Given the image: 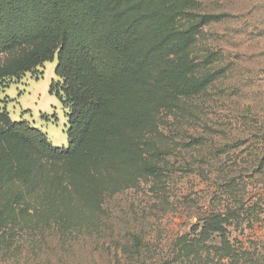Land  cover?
Masks as SVG:
<instances>
[{
  "label": "rangeland",
  "instance_id": "obj_1",
  "mask_svg": "<svg viewBox=\"0 0 264 264\" xmlns=\"http://www.w3.org/2000/svg\"><path fill=\"white\" fill-rule=\"evenodd\" d=\"M204 2L232 18L195 39L179 38L175 55L146 68L103 80L78 55L76 72L102 107L73 156L50 159L0 135V250H8L0 264H217L210 249L180 240L239 200L264 207V186L251 171L264 143L233 145L264 116V0ZM57 42L41 29L14 44L0 53V77ZM57 65L56 54L32 71L1 77L0 108L68 147L70 106L60 98ZM221 68L226 73L193 93ZM231 232L245 246L264 242V212L254 226L245 221ZM134 235L144 253H133Z\"/></svg>",
  "mask_w": 264,
  "mask_h": 264
},
{
  "label": "trees",
  "instance_id": "obj_2",
  "mask_svg": "<svg viewBox=\"0 0 264 264\" xmlns=\"http://www.w3.org/2000/svg\"><path fill=\"white\" fill-rule=\"evenodd\" d=\"M231 18L229 13L207 11L204 0H0V53L28 40L41 29L58 40L53 47L31 55L12 70L3 71L2 79L32 71L46 61H53L57 54L55 73L64 81L60 98L70 106L68 147L54 146L42 130L27 121H12L1 108L0 122L4 130L0 135L7 139L16 138L50 159L73 156L88 124L102 107L101 98L76 72L79 54L84 55L96 76L108 80L128 67L134 70L137 65H143L146 68L159 58L175 55L178 40L188 34H193L195 39L203 28L225 23ZM186 19L193 20V24L184 29L181 21ZM221 70L210 79L203 78L198 82L193 93L199 95L197 93L205 88L204 85H210L215 76L227 71L226 68ZM253 129V134L233 145L238 148L253 140L264 143V116L256 119ZM192 142L197 143L196 139ZM258 151L251 171L256 182H260L258 185L264 186V148L259 146ZM261 206H247L239 200L225 213H213L200 219L180 243L210 249V257L213 262L217 260V264H264L263 240L245 246L236 242L231 232L232 228H242L245 221L248 226H254L264 212ZM132 239L133 253H144L146 246L142 237L134 235ZM5 251L8 250H0Z\"/></svg>",
  "mask_w": 264,
  "mask_h": 264
}]
</instances>
